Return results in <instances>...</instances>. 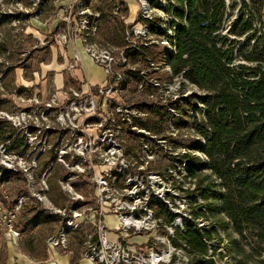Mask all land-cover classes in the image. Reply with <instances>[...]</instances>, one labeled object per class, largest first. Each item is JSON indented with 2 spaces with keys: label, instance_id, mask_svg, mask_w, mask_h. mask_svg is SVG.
Listing matches in <instances>:
<instances>
[{
  "label": "rangeland",
  "instance_id": "374dc122",
  "mask_svg": "<svg viewBox=\"0 0 264 264\" xmlns=\"http://www.w3.org/2000/svg\"><path fill=\"white\" fill-rule=\"evenodd\" d=\"M160 1L164 2V0ZM245 1L248 8L243 7V0L227 1V11L222 29L223 35L234 38L231 36L233 24L236 19L242 17L254 24L258 36L264 34V3L261 0ZM120 2L121 0H95L91 7L101 14L103 12L120 20L122 15L127 18V15L120 13V11L116 14L118 12L116 8H120ZM67 4L65 0H0V18H9L10 16L14 18L12 22L4 23L0 27V120L7 134L16 130L15 138H18L20 133L21 138L22 136H28L29 139L37 137L33 142L30 140L31 148L27 150L26 155L23 153L11 154L7 151L0 157L1 160L9 162L13 166V168L2 167L1 179L4 172L7 175L4 178L5 182L0 183V198L4 196L12 201L18 194L27 193V190L30 191L34 186L35 193L48 194L49 201L55 206L64 207L67 204V198L59 185V180L66 174L67 170L58 161L61 151L60 135L54 130H60L62 127L72 124L89 126L92 123L78 119L75 122L71 121L72 124L70 122L63 124L60 121V116L62 112H65V107H63L62 102L56 105L51 103L53 94L57 93V89L53 87L54 73H48L46 79L41 81L36 77L37 73L41 76L44 75L49 69L47 66L53 63L57 54V50L54 48L57 43L56 37L60 32L67 30L68 26V22L61 19L79 18L76 9L71 15ZM150 10L153 20H162L167 30L171 28L169 27L170 10H162L153 3ZM141 14L142 10L139 4V7L137 5L138 18L129 23L130 30L134 26L139 27L141 21L138 20L141 18ZM127 38L135 43L155 40V37L150 34L143 37L130 35ZM249 38L247 36L238 38L236 57L237 64L242 63L253 68L257 64L253 60H262L260 59L262 56L253 54L255 40L248 44ZM161 40L169 44L166 37H162ZM97 41L104 46H110L114 57L118 62H121L124 49L117 48L99 37ZM54 43L55 46H53ZM124 58L126 59L125 54ZM127 67V70L132 68L131 70L137 71L150 68L146 62L135 63L130 59H128ZM11 68H14V73L6 77ZM32 71L34 72L35 86L23 85L21 73L23 72V78L27 82L26 76ZM164 72L161 71L158 75H162ZM165 82L161 91L158 92L150 86L144 89L138 88L136 81L131 78L122 95L121 102L127 107L135 108L138 112L142 110V113L144 111L148 113L144 117L146 118L144 122L150 123L149 130L157 136L164 137L177 149L176 162L174 155L171 156L160 149L158 151L160 158L148 167L149 171L167 175L168 170L175 171L174 167L182 168L183 162L189 168L188 161L184 159V156H191V154L203 161L197 178L183 177L180 174L173 176L175 184H180L187 189L180 195V201L184 199L186 204H182L184 208L179 210H181L182 215L186 214V219L184 230H179L176 233L179 244H181L180 242L186 243L182 235L185 233L187 221L193 222L200 232L212 237L211 240L206 239L208 256L204 257L188 250L187 254L191 259L188 264H200L199 260L213 261L214 264H261L264 260L263 245L257 240L256 232L248 230L241 236L234 231L232 222L222 210V197L226 193L224 182L210 171L209 159L202 152L191 149V138L195 135L196 120L206 123L205 113L202 111L205 107L200 105V110L190 112V115L185 118L173 105V101L177 97H183L187 94L204 96L205 92L192 85L184 74ZM67 87L80 89V86H75L70 79H67L62 91H66ZM59 97L61 98L62 95ZM147 107H152L151 112L147 110ZM164 108L170 111V115ZM25 110H28V113L24 112ZM180 118L187 120L188 126L185 127L182 123L178 124ZM47 128L52 130L50 134L32 133L36 129ZM47 139L49 141L45 145ZM198 139L203 145L205 144L203 137H198ZM141 147V141L131 138L125 139V150L130 159L141 153ZM46 149L48 150L47 153H45ZM10 172L12 173L9 174ZM31 176L34 180L32 184L29 182ZM73 184L76 189L83 191L92 186L87 181H74ZM46 187L49 189L48 193ZM199 187L200 190H198ZM45 208L46 206L42 203L28 202V206L19 213L17 224L23 233V240L18 244L8 241L0 229V253L7 258L6 264H39L33 259V254L42 257L48 255L47 240L58 234L59 222L56 217L50 216ZM40 212L43 213V218L37 220L36 215ZM161 215L165 217L166 222L170 223L171 219L166 212H162ZM44 218L53 219L46 221ZM109 225L114 226L115 222L109 220ZM90 233L94 234L95 232L88 230L85 234L79 233L77 236L70 234V243H73L71 249L76 256L82 250L81 242ZM118 237L119 235L113 232L108 234L109 241L117 240ZM152 237V235L132 236L129 238V242L133 246H143L148 244ZM61 253L65 255V252Z\"/></svg>",
  "mask_w": 264,
  "mask_h": 264
},
{
  "label": "built area",
  "instance_id": "2783aa9c",
  "mask_svg": "<svg viewBox=\"0 0 264 264\" xmlns=\"http://www.w3.org/2000/svg\"><path fill=\"white\" fill-rule=\"evenodd\" d=\"M65 1L71 15L76 9L79 18L61 19L68 22V26L67 30L57 35V43L67 45L81 41L87 55L103 68L106 81L99 86L82 83L80 89L67 87L66 91H62L63 87L58 89L51 99V103L56 105L62 102L65 107V112L60 116L63 124L78 119L92 123L89 126H76L71 123V126L54 130L60 135L61 151L58 161L67 170L59 180L61 190L67 198L66 206H55L49 201L48 194L35 193L33 186L25 195L15 198L16 204L12 210L8 209L0 198V229L8 241L18 244L23 240V233L17 224L19 213L28 206V202L42 203L50 216L56 217L59 222L58 234L47 240L48 247L50 250L65 252L71 256L72 264H188L191 261L187 254L190 247L185 242L179 244L176 234L177 231L184 230L185 226L186 214L182 215L179 209H183L182 204H186L184 199L180 201V195L187 189L175 184L173 176L180 174L190 178L189 168L183 162L182 168L174 167L175 171L170 169L167 175L148 170V167L160 158V149L171 156L174 155L175 162L177 149L164 137L157 136L140 125L148 113L144 111L143 114L142 110L138 112L121 102L130 81L128 71L132 68L127 70L128 58L125 50L126 59L123 54L121 62H118L110 46H104L97 41L101 13L91 7L95 0ZM139 4L142 10L138 20L141 21L139 27L134 26L130 30L127 18L123 15L120 18L126 26V40L129 44L135 42L128 40L127 36L151 35L150 22L155 21L150 10L152 0H139ZM117 10L116 14L120 8ZM168 32L172 34L170 29ZM67 68L70 72L80 69V57L76 56ZM148 68L141 71L146 80L138 84V88L150 86L160 92L166 82L149 77L153 71L171 73V68L168 63L157 65L153 62L148 63ZM189 96L191 94L177 97L173 105L176 102L182 103V99ZM24 112L28 113V110ZM51 131L49 128L36 129L32 133L50 134ZM15 133L16 130L11 141H0V157L7 151L11 154L26 155L27 150L31 148L29 144L37 139H29L28 136L21 138V133L15 138ZM126 138L141 141V153L133 159L126 153ZM17 140H24L26 147L11 150ZM48 141L49 139L45 141V145ZM47 152L46 149L45 153ZM4 166L13 168L9 162L0 159V178ZM30 179L32 184V176ZM74 181H87L92 186L83 191L75 188ZM46 191L49 192L47 187ZM162 212L167 213L171 219L170 223L166 222ZM111 219L115 222L114 226L109 225ZM88 230L95 233L85 236L81 242L82 250L76 256L70 250V234H85ZM109 232L119 235L118 239L109 241ZM140 235L153 237L143 246L130 245L129 238Z\"/></svg>",
  "mask_w": 264,
  "mask_h": 264
},
{
  "label": "trees",
  "instance_id": "16d2710c",
  "mask_svg": "<svg viewBox=\"0 0 264 264\" xmlns=\"http://www.w3.org/2000/svg\"><path fill=\"white\" fill-rule=\"evenodd\" d=\"M152 3L162 10H170L172 34L162 20H155L150 22V27L156 43L129 44L124 22L102 12L98 37L124 49L127 58L135 63L169 64L171 73L158 75L159 72H153L149 78L158 76L160 81H167L184 74L192 85L205 92L204 96L191 94L183 98L182 103L174 104L175 108L187 118L190 112L200 110V105L205 107L202 111L206 123L196 120L191 149L202 152L209 159L208 167L212 174L224 182L226 193L222 197V210L232 222L234 231L241 236L248 230L255 231L257 240L263 245L264 256V34L258 36L254 24L242 17L233 24L231 36L234 38L223 35L226 0H164L163 3L152 0ZM243 7L248 8L245 0ZM120 13L128 14V8L122 1ZM12 19V16L0 18V27ZM245 36L250 37L248 44L255 40L253 54L262 56V60H253L257 63L253 68L237 64L238 38ZM162 37L167 38L169 46L161 40ZM141 71L129 70L130 80L133 78L137 84L145 81ZM147 108L151 112L152 107ZM180 123L185 127L189 124L184 118L178 119ZM140 125L147 129L151 127L149 122ZM13 134L14 131L7 134L0 122V141H11ZM198 137L204 138V145ZM25 147L24 140H17L11 150ZM184 158L188 161L191 178H197L202 159L193 154ZM6 175L4 172L0 183L5 182ZM25 194L22 192L17 197ZM1 200L10 210L16 204L15 199L9 201L4 196ZM42 216V212L38 213L37 220ZM182 238L190 250L208 256L206 239L211 240L212 237L200 232L193 222H186ZM71 246L73 248V243ZM32 257L39 264L47 261V255L33 254ZM6 262L7 258L0 253V264ZM198 262L214 264L206 260Z\"/></svg>",
  "mask_w": 264,
  "mask_h": 264
},
{
  "label": "crops",
  "instance_id": "0c3cea01",
  "mask_svg": "<svg viewBox=\"0 0 264 264\" xmlns=\"http://www.w3.org/2000/svg\"><path fill=\"white\" fill-rule=\"evenodd\" d=\"M126 8H128L127 21H135L138 18L137 5L139 7L138 0H121ZM55 46V43L54 45ZM58 46V47H57ZM57 54L53 60V63L47 67L48 70L44 75L36 74L37 79L45 80L48 73H54L53 87L55 89H61L65 87L67 79H70L75 86H81L82 83L89 86H99L105 83L106 75L103 68L98 66L85 52L84 46L81 41L70 42L67 45H61L56 43ZM79 56L81 59V68L70 72L67 68L68 64ZM14 73V68L9 69L6 77ZM21 79L24 82L23 85L35 86L34 72L28 73L26 78L27 82L23 78V72L21 73ZM24 88V87H23ZM112 220V219H111ZM114 222V220H112ZM73 258L67 254H62L58 250H48L47 263L46 264H72Z\"/></svg>",
  "mask_w": 264,
  "mask_h": 264
}]
</instances>
